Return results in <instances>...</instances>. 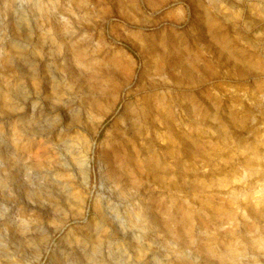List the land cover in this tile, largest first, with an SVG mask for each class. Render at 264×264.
Returning a JSON list of instances; mask_svg holds the SVG:
<instances>
[{
    "label": "rangeland",
    "instance_id": "374dc122",
    "mask_svg": "<svg viewBox=\"0 0 264 264\" xmlns=\"http://www.w3.org/2000/svg\"><path fill=\"white\" fill-rule=\"evenodd\" d=\"M0 264H264V0H0Z\"/></svg>",
    "mask_w": 264,
    "mask_h": 264
},
{
    "label": "clouds",
    "instance_id": "9594fccd",
    "mask_svg": "<svg viewBox=\"0 0 264 264\" xmlns=\"http://www.w3.org/2000/svg\"><path fill=\"white\" fill-rule=\"evenodd\" d=\"M181 2H186V0H181ZM175 6H176V4H174V3H170V4H167L166 6H163V7L161 8V14H163V13L169 11L171 8H173V7H175Z\"/></svg>",
    "mask_w": 264,
    "mask_h": 264
}]
</instances>
